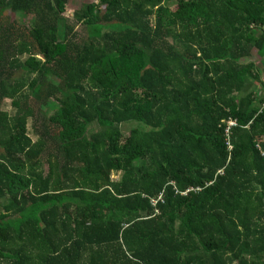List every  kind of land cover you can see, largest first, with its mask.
<instances>
[{"label": "trees", "instance_id": "1", "mask_svg": "<svg viewBox=\"0 0 264 264\" xmlns=\"http://www.w3.org/2000/svg\"><path fill=\"white\" fill-rule=\"evenodd\" d=\"M66 1L0 0V264H264V0Z\"/></svg>", "mask_w": 264, "mask_h": 264}, {"label": "rangeland", "instance_id": "2", "mask_svg": "<svg viewBox=\"0 0 264 264\" xmlns=\"http://www.w3.org/2000/svg\"><path fill=\"white\" fill-rule=\"evenodd\" d=\"M92 1V0H67L65 3V11H64V17L65 18H71L73 15V12L75 10H78L84 4H87V2ZM175 1V0H172ZM7 15H10V13L6 12ZM255 58H259L262 60L263 58L258 57V54L255 55ZM256 83V82H255ZM3 110L9 112L10 114L14 115L15 114V109L10 105V101H5L2 107ZM50 114V111L47 112V115ZM135 126V124H125L122 126V131L124 132L125 135L129 132L130 129H132ZM30 134L31 132V127L29 126ZM90 131H95V128H91ZM32 135V134H31ZM115 178H118V174L114 173Z\"/></svg>", "mask_w": 264, "mask_h": 264}, {"label": "crops", "instance_id": "3", "mask_svg": "<svg viewBox=\"0 0 264 264\" xmlns=\"http://www.w3.org/2000/svg\"><path fill=\"white\" fill-rule=\"evenodd\" d=\"M253 81L250 82L251 86L253 88V90H255L252 95H250L251 100H253V104L255 106L258 107V109L260 110V112L262 111V109H264V67L261 69V73H260V79L259 80H255V85L252 83ZM251 93V90H249L247 92V94L245 95H249ZM244 95V96H245ZM263 155V153H262Z\"/></svg>", "mask_w": 264, "mask_h": 264}, {"label": "built area", "instance_id": "4", "mask_svg": "<svg viewBox=\"0 0 264 264\" xmlns=\"http://www.w3.org/2000/svg\"><path fill=\"white\" fill-rule=\"evenodd\" d=\"M236 126V122L235 121H228L227 122V128H226V133H229V128L230 127H234ZM228 149L230 150L231 149V146L228 145Z\"/></svg>", "mask_w": 264, "mask_h": 264}]
</instances>
